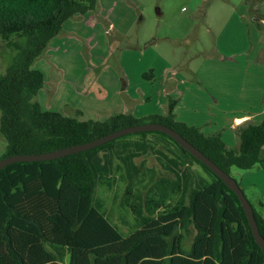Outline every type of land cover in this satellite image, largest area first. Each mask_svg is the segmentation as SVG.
<instances>
[{
	"label": "trees",
	"instance_id": "obj_1",
	"mask_svg": "<svg viewBox=\"0 0 264 264\" xmlns=\"http://www.w3.org/2000/svg\"><path fill=\"white\" fill-rule=\"evenodd\" d=\"M96 1L0 0V40L13 51L11 63L0 72V134L5 141L0 158L51 151L126 126L159 122L178 131L229 174L231 167L264 169V119L240 125L237 145L227 147L219 133L204 134L197 126L175 120L176 100L171 97L166 114L142 117L120 112L104 120L80 119L79 110L67 115L44 109L37 100L44 74L34 61L64 21L94 9ZM253 12L259 17L257 10ZM134 133L172 139L161 131ZM113 140L0 169V264H264V252L235 192L173 139L180 155L170 160L169 169L178 176L180 197L174 203L146 198L144 204L130 205L136 228L122 235L100 204L95 205L97 182L112 169L114 157L120 158L127 167L129 194L139 172L132 159L147 148L142 142L116 156L104 149ZM190 161L207 170L211 181L198 188L187 170H176ZM258 206L252 204L264 237V202ZM188 237L191 242L185 248Z\"/></svg>",
	"mask_w": 264,
	"mask_h": 264
},
{
	"label": "rangeland",
	"instance_id": "obj_2",
	"mask_svg": "<svg viewBox=\"0 0 264 264\" xmlns=\"http://www.w3.org/2000/svg\"><path fill=\"white\" fill-rule=\"evenodd\" d=\"M244 2L248 10L243 25L248 41L257 46L261 33L253 17L257 15L252 13L249 3H258L260 8L264 0ZM242 3L243 0H97L94 9L64 21L58 34L35 59L33 66L44 74L37 100L44 109L67 115H76L79 110L80 119L104 120L120 112L134 113L131 108L154 111L159 101L156 91L160 77L157 81L152 79L158 75L160 66L166 61L174 67L179 63L185 65L178 67L181 78L188 81L196 78L195 66L204 57H211L224 39V32L235 31L230 37L240 33L231 23L225 31L224 26L236 8L242 13ZM233 43L242 48L237 36ZM12 57L13 51L0 40V72L11 63ZM255 63L264 74V44ZM188 66H194L192 71ZM261 83L264 84V77ZM263 86L256 83L250 90L251 95L259 96V102L264 97ZM144 94H152L149 102L143 101ZM168 97L171 96H167L166 109ZM259 102L248 107L256 108ZM142 142L147 150L132 159L139 172L132 179L130 193L126 192L127 167L116 157L112 169L98 179L95 190V205L100 204L101 211L122 235L136 228L130 205L144 204L146 198L160 204L174 203L181 195L178 176L169 169L170 160L180 155V149L169 137L159 133H130L115 138L104 149L109 148L120 156L141 147ZM4 146L0 134V156ZM176 170H187L198 188L213 178L194 161L178 165ZM230 175L256 208L259 201L264 202L263 168L231 167ZM188 238L183 242L185 248Z\"/></svg>",
	"mask_w": 264,
	"mask_h": 264
},
{
	"label": "crops",
	"instance_id": "obj_3",
	"mask_svg": "<svg viewBox=\"0 0 264 264\" xmlns=\"http://www.w3.org/2000/svg\"><path fill=\"white\" fill-rule=\"evenodd\" d=\"M249 6L252 13L254 9L259 14V17H253L260 28L262 42L253 46V43L248 41L246 27L245 24L243 25L248 4L245 5L243 0L240 6L242 13H238L239 9L236 8L224 26L225 31L231 23L240 33L232 34L230 37L235 31H225L224 39L220 40L221 45L219 43L217 48L215 47L214 52L209 55L211 57H204L205 59L203 58L195 68L188 66L189 71L194 68V72L197 73L196 78L193 77L192 80L181 78L182 74L178 72V67L184 68L185 65L177 63L174 67L166 61L163 67L160 66L158 75L156 77L154 75L152 79L157 81L160 77L158 80L160 86L156 91L159 101L154 111H151L153 108L148 112L131 108L134 112L132 114L135 117L166 114L167 109L164 105L167 96L170 95L176 100L175 120L197 126L204 134L219 133L227 147L236 146L237 129L240 125L247 121L259 122L264 119V97H261L259 102V96L256 98L250 93L256 83L264 85L261 83L264 74L261 73L260 66L257 67L255 63L260 58L262 44H264V15H261L264 6L261 4L259 8L258 3L255 2L249 3ZM228 33L229 41L225 38ZM235 36L242 42L240 49L233 46ZM227 47L230 49L226 50ZM235 56H237L236 59ZM151 97L152 94H144L143 101L149 102ZM254 102H259L256 108L248 107ZM262 153L264 155V148ZM188 240L186 248L191 242L190 238Z\"/></svg>",
	"mask_w": 264,
	"mask_h": 264
},
{
	"label": "water",
	"instance_id": "obj_4",
	"mask_svg": "<svg viewBox=\"0 0 264 264\" xmlns=\"http://www.w3.org/2000/svg\"><path fill=\"white\" fill-rule=\"evenodd\" d=\"M140 131H161L168 134L183 149L188 151L196 159H198L204 165H206L214 174H216L219 178H221L222 181L227 185V187L232 191H234L235 194L237 195L240 204L245 212V215L248 219L254 239L256 243L260 246L262 251L264 252V237L261 235L259 231L254 216L252 204L246 197L244 191L239 186L238 182L229 173L224 171L218 164H216L213 160H211L205 153H203L195 145H193L186 138H184L178 131L159 122H146V123L126 126L92 140L58 148L51 151L40 152V153H18V154L3 156L0 158V169L12 162L39 161V160H49V159L62 157L71 153L84 151L96 147L100 144L108 142L124 134L140 132Z\"/></svg>",
	"mask_w": 264,
	"mask_h": 264
}]
</instances>
